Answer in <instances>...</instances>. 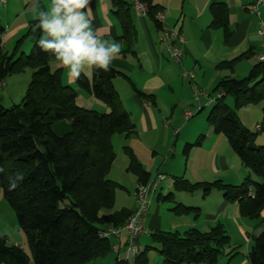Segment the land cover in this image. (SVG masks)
Listing matches in <instances>:
<instances>
[{
  "label": "trees",
  "instance_id": "16d2710c",
  "mask_svg": "<svg viewBox=\"0 0 264 264\" xmlns=\"http://www.w3.org/2000/svg\"><path fill=\"white\" fill-rule=\"evenodd\" d=\"M154 19V8L142 0ZM123 37L130 39L132 24L130 4L111 0ZM212 28L227 29L228 8L223 3L209 7ZM31 21L26 34L16 42L11 54L4 52L0 24V84L7 76L31 69V79L20 104L4 108L0 101V190L24 232L33 264H87L112 251L109 239L101 234L103 226H121L132 214L128 211L105 214L115 202V191L121 188L108 178L116 154L114 135L129 137L136 133L130 114L122 105L112 81L120 73L93 68L92 77L75 78L78 88L92 95L109 108L108 113L87 110L76 104V91L62 82L60 69L51 70L49 63L57 60L37 46L41 37ZM35 38L27 55L20 51L24 39ZM231 68L230 65H227ZM215 98L207 115V124L215 135H223L252 177L238 186L220 181L190 184L182 178L174 180V190L194 193L197 189L208 195L213 189L223 198L236 203L241 217L253 221L264 218V146L255 145L256 133H264V63H257L243 79H225L215 89ZM228 99L233 106L227 104ZM262 104L259 130L251 133L240 123L238 111L249 105ZM66 121L70 130L59 136L53 125ZM202 137L186 144L183 155L200 146ZM128 156L127 172L137 184L147 185L150 174L143 169L133 153ZM164 198L166 200L168 197ZM178 205L176 209H180ZM185 210H191L185 208ZM194 210H198L195 208ZM247 254L250 264H264V230L252 236ZM230 238L222 225L208 232L190 229L179 235L154 232L151 246L139 251L132 264H149L147 250L160 249L161 264H218L229 247ZM0 263L30 264L19 247L9 246L0 236ZM117 261L116 264H127Z\"/></svg>",
  "mask_w": 264,
  "mask_h": 264
},
{
  "label": "crops",
  "instance_id": "0c3cea01",
  "mask_svg": "<svg viewBox=\"0 0 264 264\" xmlns=\"http://www.w3.org/2000/svg\"><path fill=\"white\" fill-rule=\"evenodd\" d=\"M253 1L148 0L155 14L161 12L164 15L163 24L178 30L183 36V57L179 63L164 53L158 40L159 26L150 16L129 9L132 36L128 40L123 37L111 0H91L88 10L94 27L106 38H113L123 45L120 54L110 65L120 73L112 83L123 107L130 114L136 133L129 137L114 135L111 139L113 150L117 142L118 147H126L133 153L143 169L150 174L151 180L157 174L163 177L158 191L149 197L148 213L143 220L150 242L154 232H173L179 235L190 229L208 232L220 224L228 234L230 243L218 264H250L247 254L252 245L251 238L264 230V223L241 217L237 204L227 202L219 190L213 189L209 196H201L198 194L200 190L194 193L175 191L174 180L182 178L190 184L220 181L225 185L238 186L247 177L253 179L226 138L215 135L206 121L218 84L225 79L247 77L258 63L255 56L261 48L259 18L250 15L248 11ZM50 3L51 0L0 1V24L5 29L2 36L3 49L8 42L21 39L29 23L37 19L40 11L50 8ZM217 3H223L228 8L226 30L211 27L209 7ZM260 17L264 19V7L260 10ZM34 40L31 38L32 43L29 41L23 47V53L29 50ZM49 66L51 70H61L62 82L76 91V104L79 107L94 111L100 107L102 113L109 112L106 105L77 87L75 78L69 77L68 69L58 60L50 62ZM183 71L192 72L193 78L190 81L182 79ZM92 72L93 68H87L83 75L91 79ZM196 94L201 95L198 102L195 101ZM229 101L232 100L227 101L231 105ZM261 105H249L238 111L240 123L251 133L257 132L260 126ZM195 110L197 114L203 113L195 119L186 120L185 113ZM69 130L70 124L66 121L53 125L54 133L59 136ZM175 130H178L177 135H174ZM199 137H202L200 146L193 147L185 157L184 146L193 144ZM262 140L264 144V138ZM123 153L120 159L125 170L124 176L128 177L126 181L129 179L130 190L134 187V191L132 196L115 195L113 208L105 214L122 210L132 213L136 208L137 180L127 172L128 156ZM169 154L172 158L168 157ZM116 158L117 154L108 178L121 187L118 189H125L126 181L124 183L118 174ZM163 192L166 196H163ZM178 205H181L180 209H176ZM261 217L264 218V211ZM102 228L107 229L109 226ZM146 234L137 240L139 251L142 240L147 243ZM0 236L6 239L9 246L22 249L29 257L30 264H33L26 236L1 190ZM125 241L124 232L119 239H110L112 246L119 245L118 253L112 250L107 256L87 264H116L117 261L126 260Z\"/></svg>",
  "mask_w": 264,
  "mask_h": 264
},
{
  "label": "clouds",
  "instance_id": "9594fccd",
  "mask_svg": "<svg viewBox=\"0 0 264 264\" xmlns=\"http://www.w3.org/2000/svg\"><path fill=\"white\" fill-rule=\"evenodd\" d=\"M90 3L51 0L50 8L39 12L34 26L41 32L39 49L66 67L69 77L79 78L87 68L107 70L123 47L94 27L88 14Z\"/></svg>",
  "mask_w": 264,
  "mask_h": 264
},
{
  "label": "built area",
  "instance_id": "2783aa9c",
  "mask_svg": "<svg viewBox=\"0 0 264 264\" xmlns=\"http://www.w3.org/2000/svg\"><path fill=\"white\" fill-rule=\"evenodd\" d=\"M4 2L5 0H0ZM131 9L143 16H149V8L145 2L142 0H126ZM264 7V0H254L251 6L249 7V14L259 18V30L258 35L261 38V48L260 52L257 53L255 59L258 63H264V19L260 17V10ZM154 20L157 23L158 27V40L159 43L163 46L164 53L168 58L173 60L176 63L181 62L183 57L181 44L183 43V36L176 29H171L166 27L164 22V15L159 12L154 15ZM181 77L184 80L190 81L193 78L192 72L181 73ZM201 95H195V101H199ZM200 111V110H199ZM198 111V112H199ZM185 119L190 120L193 117L192 112L185 113ZM166 125L168 122H165ZM259 128H257V131ZM178 130L174 131V135H177ZM162 175H155V177L148 182L147 185L136 184L135 186V199H136V208L134 212L127 218L125 223L121 226H109V228L104 229L102 236L106 239H119L121 234L124 232L126 234L125 241V251L127 258L124 261L129 263L130 260H133L134 257L139 252L137 245L138 238L146 234L144 228L143 220L146 217L149 209V197L151 194L156 193L160 187L162 181ZM112 250L118 253L119 245H113ZM127 263V264H128ZM204 264V263H199Z\"/></svg>",
  "mask_w": 264,
  "mask_h": 264
},
{
  "label": "rangeland",
  "instance_id": "374dc122",
  "mask_svg": "<svg viewBox=\"0 0 264 264\" xmlns=\"http://www.w3.org/2000/svg\"><path fill=\"white\" fill-rule=\"evenodd\" d=\"M30 40L31 39H28V38L23 40L19 52L22 51L23 47L27 43H29ZM16 42L15 41L14 42H8L7 44H5L4 49H3L4 52H6L8 54H11L13 52L14 48H15ZM31 47H32V45H31ZM31 47L29 48V50L24 52V55H27L30 52ZM30 79H31V69H29V68L25 69L20 74L7 76L6 79H4V81L0 84V97H1L0 101H1V105L4 108H9V107H12L14 105L20 104L22 99H23V96L25 94V91H26V88H27V85H28ZM229 102L231 103V105H229V106L232 107L233 106V102L232 101H229ZM261 106L263 107V105H261ZM95 109H96L97 112L102 113V110H101L100 107L99 108H95ZM192 113H193V117L192 118L195 119L197 116H199L201 113H203V111L200 112L199 114H197V111L195 110ZM261 120H262V117H261ZM260 122L261 121H259V125H260ZM254 123H256V122L254 121ZM256 124H258V123H256ZM256 134L257 135L255 136V145L257 147L264 146L263 140H262L264 138V133L258 132ZM114 152H115V154H117L116 163H115L116 164V169H117L118 174L120 175L122 181L124 182L128 178V177L124 176L125 170L123 168V165H122L121 159H120L121 156H123L122 154H124L123 153L124 152V148H120V146L118 147L117 146V142H115V150H114ZM165 156H166V154H165ZM168 157L172 158V155L169 154ZM127 176H130V175H127ZM253 179L255 181H258V179L255 178V177H253ZM127 181H126V184H125V189H117L115 191V195L116 196H124V197L132 196L133 191H134V187H133V190H130L131 189V187H130L131 184L129 182V179ZM198 190L199 189H197L196 191H198ZM162 194H164V192ZM198 194H201V196H205L202 190H200ZM209 194L210 193H208V195H206V196H209ZM163 196H166V194H164ZM101 212L103 213V212H106V211L103 210ZM257 222L261 223V220H259ZM146 235L148 236L147 237L148 238L147 239V243L146 244L143 243L144 240H142L143 242L141 243L140 251H144L147 246H151L150 236H149L148 233ZM158 251H160V249L158 247H155V250H152V249H148L147 250V257H148V260H149V264H161L162 258H161V255L159 254ZM123 259H125V253H124V258ZM129 264H132V260L129 261Z\"/></svg>",
  "mask_w": 264,
  "mask_h": 264
}]
</instances>
